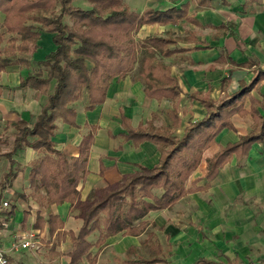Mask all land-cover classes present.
<instances>
[{
	"label": "crops",
	"instance_id": "obj_1",
	"mask_svg": "<svg viewBox=\"0 0 264 264\" xmlns=\"http://www.w3.org/2000/svg\"><path fill=\"white\" fill-rule=\"evenodd\" d=\"M121 1L139 14L148 9L156 12L179 10L187 5V14L198 24L181 20L177 25L158 22L142 25L135 34L139 46L136 63L125 77L111 82L104 103L86 111L85 101L79 100L73 105L78 127L58 123L53 135L54 147L68 157H78V145L89 131L88 126H97L87 163L88 173L78 185L82 201L92 197L98 188L118 184L124 174L136 171L137 165L152 168L158 162L160 151L154 143L145 141L134 147L119 135L124 131L121 115L129 120L133 128L138 125L168 128L174 136L181 137L184 128L202 119L205 113L201 103L191 99L190 95L201 93L215 101L221 100L225 93L231 95L238 92L239 83L251 82L256 70L264 72V0H204L206 5H198L196 0ZM72 4L90 9V4L84 0H75ZM39 34L36 47L29 56L31 62L43 61L48 53L55 50L53 35L43 31ZM151 36L172 39L174 43L169 45V50H175V53L163 56L153 46L143 45V41ZM7 38L8 35L1 47L6 44ZM151 56L169 68V74L181 89L175 102L146 96L141 72L143 60ZM228 68L233 69V74L224 89L222 82L228 75ZM38 69L11 65L0 71V136L8 122L24 120L33 124L40 113L46 96L19 87L21 78L32 76ZM41 69L44 70L43 67ZM263 96L264 80L257 82L244 96L243 114L234 113L231 116L232 128L221 130L210 148L202 153L197 169L185 182L186 188L193 183L196 187L208 183L204 177L208 160L220 147L237 142L248 133L252 122L251 101L260 100ZM174 105L179 124L168 114ZM0 148L5 152L8 146L3 144ZM37 155L38 152L29 147L18 150L13 156L18 172L10 184L0 189L1 220L14 206L13 214L0 228V246L4 249L9 248L17 235L34 230L38 212L44 218L48 213L57 214L64 224L65 233L76 234L82 226L78 211L68 202L46 210L39 208L30 198L14 196L22 194L27 186L30 164ZM8 168V160L0 157V180ZM158 192L157 189L153 191ZM4 201L9 203L7 208L2 207ZM25 210L30 213L22 224ZM138 225V235L120 232L108 237L100 246L94 244L79 264H121L119 261L125 258H147L152 251L143 243L150 239L149 236L157 237L168 264H193L200 258L224 264H264V139L252 145L241 167L232 158L219 169L206 189L187 193L168 209L149 212ZM39 233L41 247L38 252L24 250L10 253L14 263L70 264L69 236L56 247L55 251L61 254L56 256L48 253L45 245L50 240L48 225L45 224ZM96 237L97 234H93L89 240L95 243ZM93 257L96 260L91 263Z\"/></svg>",
	"mask_w": 264,
	"mask_h": 264
},
{
	"label": "trees",
	"instance_id": "obj_2",
	"mask_svg": "<svg viewBox=\"0 0 264 264\" xmlns=\"http://www.w3.org/2000/svg\"><path fill=\"white\" fill-rule=\"evenodd\" d=\"M73 1L0 0V16H3L0 21V71L11 65L39 68L32 76L21 78L19 87L46 96L33 124L24 120L8 122L0 136V147L3 144L8 146L5 152L0 148V157L8 160L9 167L2 175L0 189L10 184L18 172L13 160L18 150L29 147L38 152L30 164L27 186L22 194L14 196L30 198L39 208L46 210L53 205L68 202L78 211L82 226L76 234L65 233L62 220L54 213H48L44 218L38 212L33 229L42 231L45 224L48 225L50 240L45 245L48 253L56 256H61L55 251L56 247L68 235L71 239V250L68 252L70 264H79L94 244L100 246L108 237L120 232L138 235V223L149 212L168 209L187 193L206 189L219 169L232 158H235L237 166H242L252 145L264 139V96L260 100L251 101L252 122L248 133L237 142L220 147L208 160L204 176L208 183L202 187H196L195 183L185 187L188 176L197 169L202 153L210 148L221 130L232 128L231 116L234 113L243 114L244 96L257 82L264 80V72L256 70L251 82L239 83V91L236 93L227 95L223 90L225 95L221 100L215 101L201 93L190 95L191 99L201 103L205 113L202 119L189 123L181 137L174 136L168 128H146L142 125L133 128L129 120L121 115L124 131L119 135L134 147L145 141L154 143L160 151L158 162L152 168L137 165V170L124 174L118 184L98 188L92 197L82 201L78 185L88 173L87 163L97 126H88L89 131L78 145V157H68L54 147L53 135L58 123L78 127L73 105L79 100L85 101L86 111L104 103L111 82L125 77L136 63L139 46L135 34L142 25L155 22L177 25L181 20L197 25L198 22L187 14V5L179 10L156 12L148 9L139 14L131 11L121 0H84L90 4L88 10L75 7ZM196 1L198 5L207 4L204 0ZM41 31L53 35L55 50L48 53L43 61L31 62L29 56L36 47ZM6 35V44L1 47ZM173 43L172 39L157 36L143 41V45L153 46L163 56L175 53V50H169V45ZM143 61L141 75L146 96L156 100L167 98L175 102L181 89L169 74V68L153 56ZM232 71V68H228V75L222 82L223 88L230 81ZM176 110L174 105L168 114L179 124ZM154 189L159 191L158 194L153 193ZM13 209L14 206L3 215V220L0 218V228L13 214ZM29 213L25 210L22 224ZM93 234H97L95 243L89 240ZM149 237L143 245L152 251L150 256H141L136 260L125 258L119 262L168 264L157 237ZM95 260L96 257H93L91 263ZM7 264L15 263L9 257ZM193 264L224 263L200 258Z\"/></svg>",
	"mask_w": 264,
	"mask_h": 264
},
{
	"label": "built area",
	"instance_id": "obj_3",
	"mask_svg": "<svg viewBox=\"0 0 264 264\" xmlns=\"http://www.w3.org/2000/svg\"><path fill=\"white\" fill-rule=\"evenodd\" d=\"M9 203L4 201L2 203L3 208H7ZM41 247L39 230L24 231L22 234L17 235L11 241L9 248L4 249L0 246V264H7L10 253H16L20 251H29L32 253L38 252Z\"/></svg>",
	"mask_w": 264,
	"mask_h": 264
},
{
	"label": "rangeland",
	"instance_id": "obj_4",
	"mask_svg": "<svg viewBox=\"0 0 264 264\" xmlns=\"http://www.w3.org/2000/svg\"><path fill=\"white\" fill-rule=\"evenodd\" d=\"M86 4V3H85ZM82 8L86 9L85 6L82 5ZM44 49V48H43Z\"/></svg>",
	"mask_w": 264,
	"mask_h": 264
}]
</instances>
